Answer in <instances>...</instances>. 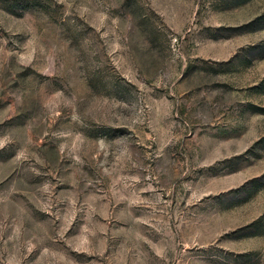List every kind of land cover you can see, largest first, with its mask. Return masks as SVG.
<instances>
[{
  "label": "rangeland",
  "instance_id": "rangeland-1",
  "mask_svg": "<svg viewBox=\"0 0 264 264\" xmlns=\"http://www.w3.org/2000/svg\"><path fill=\"white\" fill-rule=\"evenodd\" d=\"M0 264H264V0H0Z\"/></svg>",
  "mask_w": 264,
  "mask_h": 264
}]
</instances>
